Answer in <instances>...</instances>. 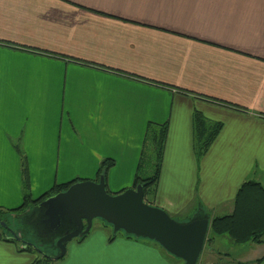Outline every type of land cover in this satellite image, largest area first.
<instances>
[{"label": "crops", "instance_id": "obj_1", "mask_svg": "<svg viewBox=\"0 0 264 264\" xmlns=\"http://www.w3.org/2000/svg\"><path fill=\"white\" fill-rule=\"evenodd\" d=\"M195 111L222 123L200 158ZM150 123L168 125L150 201L173 217L231 214L245 181L264 185V0H0L1 208L22 204L23 167L33 199L94 179L104 159L109 192L133 187ZM108 238L70 241L41 264H176ZM22 248L0 239V264L41 258ZM204 248L264 264V241L209 230Z\"/></svg>", "mask_w": 264, "mask_h": 264}, {"label": "water", "instance_id": "obj_2", "mask_svg": "<svg viewBox=\"0 0 264 264\" xmlns=\"http://www.w3.org/2000/svg\"><path fill=\"white\" fill-rule=\"evenodd\" d=\"M96 218L110 225L113 234L121 231L126 236L155 241L182 264L199 263L212 220L202 207L187 219L173 217L145 200L142 183L118 193L108 192L105 174L101 173L97 180L75 181L15 215L20 224L16 232L4 221L0 226L22 247L29 246L42 258L55 261L65 255L70 241L89 233Z\"/></svg>", "mask_w": 264, "mask_h": 264}, {"label": "trees", "instance_id": "obj_3", "mask_svg": "<svg viewBox=\"0 0 264 264\" xmlns=\"http://www.w3.org/2000/svg\"><path fill=\"white\" fill-rule=\"evenodd\" d=\"M194 128H195V153L198 158L202 157L210 145L219 134L222 129V123L208 120L201 112L195 111L194 113ZM168 132V125H158L150 123L147 129V135L145 139V147L142 152L139 168L135 177L134 186L138 184H144L145 186V200L148 196L150 199L154 197L156 193L157 184L161 174L162 160L165 149L166 136ZM148 143L152 145V149H148ZM151 152V153H149ZM153 161L150 167L152 173L149 176L144 174V166L147 160ZM113 165L111 159H104L99 167L97 177L98 179L101 173L105 174L108 169ZM23 200L22 204L13 209H4L0 207V221H4L7 224L6 216L11 213L21 214L25 211L35 207L40 201L47 196L63 191L67 187L77 180H73L68 183L55 184L48 192L44 193L37 199H33L29 192V185L26 175V167H23ZM108 191V190H107ZM109 192V191H108ZM148 203L153 204L150 200H146ZM234 211L231 214L224 216H215L211 220L210 233L213 235L227 234L231 236L236 243L243 244L248 242H263L264 241V185L256 180L245 181L238 189L235 201ZM8 225V224H7ZM4 234L5 231L0 226V239L16 242V238H8ZM18 234V233H17ZM113 234L109 237L112 241L115 238ZM86 236V235H85ZM84 236V237H85ZM22 237V236H21ZM82 237V238H84ZM132 237V236H126ZM78 238V239H82ZM135 238V237H132ZM211 239V237L209 238ZM162 247V246H161ZM22 250L32 251L33 248L25 247ZM42 262H51V260L45 258H37L31 264H41ZM242 264V263H237ZM251 264V263H250Z\"/></svg>", "mask_w": 264, "mask_h": 264}, {"label": "rangeland", "instance_id": "obj_4", "mask_svg": "<svg viewBox=\"0 0 264 264\" xmlns=\"http://www.w3.org/2000/svg\"><path fill=\"white\" fill-rule=\"evenodd\" d=\"M78 141H79V143L81 142V140L79 138H78ZM151 147H152V145L150 143H148V149H152ZM149 153H151V152H149ZM147 162H149V163H146V165L144 166V169H143L145 175L151 169L150 165H151V163H153V161L150 160V159H148ZM76 171H77V174L80 173V169L78 167L74 168L73 174ZM95 179H96V176H94V179H83V180H95ZM127 188H130V187H127ZM127 188H125V189H127ZM125 189H123V190H125ZM123 190H121V191H123ZM121 191H119V192H121ZM111 192L112 193L113 192L114 193L115 192L118 193L117 191H111ZM146 200H150V196H148ZM15 215L16 214L11 213L10 215H7L6 216V221H7L8 227H10L14 232H16L18 230V228L20 227L19 221H17L15 219ZM178 217L179 216H177L175 218H178ZM5 233H8L9 234L10 232L9 231H5ZM103 233L105 235H108L109 237L112 236L113 235V233H112V227L110 225H107L102 220L96 218V219L93 220L92 228L89 231V233H87V235L85 236V239L86 238H92L93 235L102 237ZM26 237L27 238H30L29 236H26ZM114 239H116V240H120V239H125V240L132 239L134 241L147 242L150 245H155V247H157L160 250V252L165 256V258H167L168 260L170 259L172 261H176V264H182V260L181 259H178V258L172 256L163 247H161L155 241L150 240L148 238H132V237H126V235L123 232L119 231L115 235V238ZM221 239H223V241H224L222 248L224 250H226L227 252H230L232 254V257L231 258H233L234 254H235L234 253L235 249L233 248V246L231 244H229L230 239L227 236L224 237V238H221ZM72 241L73 242H76L77 239H73ZM16 242H18L21 245V247H22L21 242H19L18 240H16ZM23 248H25V247H23ZM25 251H28V250H25ZM29 252L32 255H36V257H38V256L41 257V255L37 251H35L34 249L32 251H29ZM229 262L232 263V259H227L225 257L219 258L217 256H211L210 257L209 254H208V251L204 248L203 253L201 254V259H200L199 264H228Z\"/></svg>", "mask_w": 264, "mask_h": 264}]
</instances>
